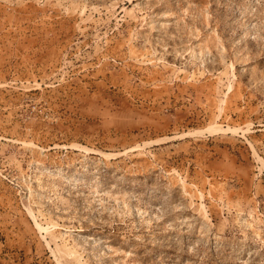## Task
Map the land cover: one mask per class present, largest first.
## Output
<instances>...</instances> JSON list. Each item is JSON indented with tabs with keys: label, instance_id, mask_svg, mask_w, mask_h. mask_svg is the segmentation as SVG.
Segmentation results:
<instances>
[{
	"label": "rangeland",
	"instance_id": "rangeland-1",
	"mask_svg": "<svg viewBox=\"0 0 264 264\" xmlns=\"http://www.w3.org/2000/svg\"><path fill=\"white\" fill-rule=\"evenodd\" d=\"M0 264H264V0H0Z\"/></svg>",
	"mask_w": 264,
	"mask_h": 264
}]
</instances>
